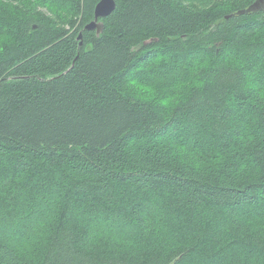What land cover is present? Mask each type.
<instances>
[{"label":"trees","instance_id":"16d2710c","mask_svg":"<svg viewBox=\"0 0 264 264\" xmlns=\"http://www.w3.org/2000/svg\"><path fill=\"white\" fill-rule=\"evenodd\" d=\"M99 1L0 0V264H264V10Z\"/></svg>","mask_w":264,"mask_h":264},{"label":"water","instance_id":"95a60500","mask_svg":"<svg viewBox=\"0 0 264 264\" xmlns=\"http://www.w3.org/2000/svg\"><path fill=\"white\" fill-rule=\"evenodd\" d=\"M116 7L115 0H100L99 3L95 7V18L89 24L86 25L87 30H96L98 34H100L103 30V22L101 18H105L110 15ZM264 10V0H256L253 4H251L248 8L240 10L238 13H250ZM79 39L83 38L82 33L79 34ZM82 43V42H81Z\"/></svg>","mask_w":264,"mask_h":264},{"label":"rangeland","instance_id":"374dc122","mask_svg":"<svg viewBox=\"0 0 264 264\" xmlns=\"http://www.w3.org/2000/svg\"><path fill=\"white\" fill-rule=\"evenodd\" d=\"M246 115V113L244 114L243 113V115H242V119H246L245 117H243V116H245ZM238 120H239V117H238ZM21 201V200H20ZM45 208H46V206L44 205V204H42V203H40V204H37L36 205V210L37 211H45ZM16 220V219H15ZM102 221H97V223H96V225H95V227L93 226V229H90L89 230V232L90 233H93L95 230H96V228L97 227H100V223H101ZM16 224H17V226H11V225H7L6 223H2V224H0L1 225V227L3 228V232H4V236H7V237H11L12 235H14V234H16L18 231H20V230H18V229H16V228H21V227H24V222H21L20 220H16ZM25 224H26V221H25ZM113 226H115L114 224H112ZM27 226H28V222H27ZM116 227V226H115ZM24 228H26V226L24 227ZM23 229V228H22Z\"/></svg>","mask_w":264,"mask_h":264}]
</instances>
